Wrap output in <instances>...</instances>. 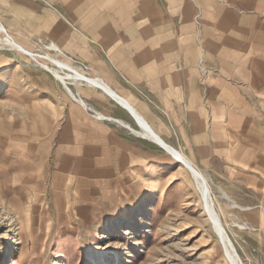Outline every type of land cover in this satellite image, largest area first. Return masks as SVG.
I'll return each mask as SVG.
<instances>
[{"label": "rangeland", "instance_id": "rangeland-1", "mask_svg": "<svg viewBox=\"0 0 264 264\" xmlns=\"http://www.w3.org/2000/svg\"><path fill=\"white\" fill-rule=\"evenodd\" d=\"M126 1L51 3L61 7L63 2L75 12L81 5L86 19L81 20L98 26L97 30L80 32L87 42L84 54H94L104 73L113 71V61L119 55L148 51L146 45L119 44L124 41L119 38L127 31L113 30L114 18L119 22L129 15H113V8L125 6ZM128 1H132L128 5L133 9L141 4V0ZM38 2L47 5L45 0ZM136 9L131 14L140 21L142 14ZM65 16L73 32L80 15L69 12ZM171 32L176 45L159 49L167 54L180 53L182 59H187L181 49L189 47L191 58L187 60L193 67H187L185 62L183 67L196 69L199 76L206 71V48L222 53L221 47L206 45L202 30ZM138 35L131 36L129 42H140ZM74 54L69 55L74 56L75 63L89 64ZM6 58L18 64V69L23 66L12 52L2 50L0 60ZM120 60L125 62L121 56L115 64ZM244 64L247 77L243 85L239 84L244 78L238 68ZM2 65L0 71L8 68ZM23 68L33 72L38 80L47 76L48 82L41 79L34 83L33 77H28L31 73L23 75L29 78L23 81L24 93L40 90L33 116L17 90L18 84L15 90L0 93V264H93L90 256L95 249L105 252L102 264L112 261L116 253L119 264H231L207 218L191 174L159 148L148 160L137 157L128 166L119 167L114 176L83 174L84 163L92 159H87L86 154L93 151L80 146L108 147L109 142L78 141L74 133L77 127H68L66 114L61 115L67 110L57 113L54 109L62 103L61 95L51 92L62 91L73 104L75 99L41 67ZM223 72L230 77V81L225 80L229 96H224V100L230 102L227 119L215 115L213 131L217 140L199 139V144L206 147L203 152L209 156L204 162H196L209 170L200 166L209 176L221 219L240 260L243 264H264V79L255 76L248 62H234L228 72ZM199 101H205L204 94H199ZM222 119L224 125H218ZM204 129L206 132L207 127L199 123V132ZM104 165L109 168L107 160Z\"/></svg>", "mask_w": 264, "mask_h": 264}, {"label": "crops", "instance_id": "crops-1", "mask_svg": "<svg viewBox=\"0 0 264 264\" xmlns=\"http://www.w3.org/2000/svg\"><path fill=\"white\" fill-rule=\"evenodd\" d=\"M119 1L122 3L123 0ZM128 2L132 1L127 0L125 6L119 5L113 8V15L123 13L129 15L120 18L119 22L117 18H114L116 21L113 22V30L120 29L127 32L119 38L124 41L113 42V44L146 45L148 51L145 49L144 52H137L138 54L132 52L119 55L118 59H113L115 68L108 73L102 71L103 66L98 62L99 59L93 58L94 54L88 57L84 54L87 42L80 31L97 30L98 26L85 22V11L79 8L81 5L75 12L63 2L61 7L53 6L51 4L53 0H45L47 4L45 6L39 5L38 0H0V21L13 40L35 56L45 55L64 60L90 78L102 79L118 97L128 103L132 111L134 110L148 123L154 134L164 143L174 149L177 148L176 150L202 173L203 169L209 172L198 164L199 159L203 161L207 159L206 156H209L203 152L206 147L199 144V139L214 141L216 138L213 131V124H215L213 118L216 115L224 119L226 111L229 110L230 102L224 98L229 96V86L225 85V80L230 81V77L225 76L223 71L228 72L234 62H248L252 65V71L256 72L255 76H261L264 79V0H141V4L138 3L139 6L134 8H137L136 13L142 14L140 21L135 14H131L134 6L129 7L131 5H128ZM69 12L80 15L73 32H71L69 19L65 16V13ZM171 30H190L191 33H193L192 30H202L206 45H217L221 47L222 53H217L216 50L209 52L210 49L206 48L205 52L208 55L206 71L199 76L196 69L184 68V62L187 67H193L192 62L188 63L191 58L189 47L185 45L181 49V53L188 60L182 59L180 53L167 54L168 52H162L159 49L160 46L176 45L171 38ZM134 35H138L136 38L141 39L137 41H141L129 42L130 37ZM115 36L118 40V36L116 34ZM2 40L3 35L0 33V54L2 50L12 52L23 66L18 69L19 65L12 60L7 58L0 60L4 62L1 65L8 66L6 70L0 71V93L5 94L15 90L14 86L18 84L17 90L24 97L26 106L29 108L27 110L33 116L37 112V106L33 105L41 97L38 92L40 90L38 88L36 93H24L23 81L33 77L34 83L41 79L48 82L47 76H42L38 80L33 72L23 68L25 66L38 68L34 60L15 49L5 48ZM51 44L58 49L51 48ZM70 46H77L78 49L77 47L71 49ZM70 53L72 55L75 53L74 55L78 56L80 61L89 62V64L75 63L74 56L69 55ZM121 56L125 58L126 64L120 60L121 63L116 65L115 61ZM238 71L242 72L244 78L239 84L244 85L247 77L246 65L240 66ZM26 72L31 74L25 78L23 75ZM45 72L53 75L52 71L45 70ZM6 73H10V78L5 82L1 75ZM56 79L76 101L75 104L70 103L65 99L62 91L51 92V94L61 95L60 99L63 101L54 109L58 110L57 113L59 110H67V112L62 111L61 115L66 114L68 127L71 125L77 127L74 129V133L78 136L77 140L94 142L93 140L96 139L99 142L102 140V142H109L108 147L101 144L100 147L94 144L88 148L87 144L80 146L83 150L93 151L89 155L86 154L87 159H92L84 163L83 174L92 177L113 173L114 176L118 173L119 167L128 166L131 160L137 157L148 160L151 153L154 154L153 151L158 148L191 174L186 164L169 153L162 144L158 141L156 143L152 137L146 138L148 136L142 134L143 129L140 127L136 114L102 87L78 79H67L66 84L57 77ZM71 85L75 87L71 88ZM238 91L240 93L241 90ZM199 94L205 95V101H199ZM261 95L264 93L261 92ZM99 114L107 118H100ZM223 119L218 125H224ZM112 121L113 127L110 126ZM114 123L117 125L114 126ZM199 123L207 127L206 132V129L199 132ZM93 136L102 137L93 138ZM136 138L139 141H136ZM149 142L155 147H150ZM105 160L109 168L104 165ZM204 174L209 181V176L205 172Z\"/></svg>", "mask_w": 264, "mask_h": 264}, {"label": "bare ground", "instance_id": "bare-ground-1", "mask_svg": "<svg viewBox=\"0 0 264 264\" xmlns=\"http://www.w3.org/2000/svg\"><path fill=\"white\" fill-rule=\"evenodd\" d=\"M0 33L3 35V39H4L3 43L5 45V48H9L11 50L15 49L19 51L20 53L27 55L28 58L33 59L36 65H38L42 69L47 70V71H52L53 75H55V78L57 77L58 79H60V81L64 82V84H66L67 79H78V80L87 81L91 84L100 86L105 91H107L112 97L114 96V98H116L118 101H120L122 104H124L126 107H128V109L132 111V108L128 105V103L122 98L118 97L113 92V90L105 82L102 81V79L101 80L99 78L92 79L86 74H84L83 72L79 71L80 69L78 70L72 64L68 62H64V60L63 61L57 60V58L53 59L45 55H40V57L35 56L33 53L26 50L25 48H23L22 46H20L13 40V38L11 37V35L8 34L6 27L1 21H0ZM53 47L55 49H58L55 46H52L51 48ZM46 61H50V63H52L54 66H52L51 64H48ZM1 78L3 79V81L6 82L10 78V73L1 75ZM132 112H134V110ZM98 116H100V118L102 117L107 118V117H104V115L102 114H99ZM136 116L138 117L139 123L141 125L140 127H142L143 129L142 134L148 136L146 138H149V137L154 138L156 140L155 141L156 143L158 141L169 151V153H171L173 156L180 159L184 164H186L187 170L191 172V177L195 181L196 187L202 198L203 206L208 216L207 218L213 225V228L215 229V231L218 233L221 244L223 246V249L225 251L227 258L229 259L231 264H243L226 230V227L221 219V214L219 212V209L217 208V203L213 195L212 187L208 181V178L204 174V172L202 173L196 167H194L191 164V162H189L179 151L176 150L177 148L174 149L168 144L164 143L157 135L154 134V132L150 129V126H148V123H146L139 115L136 114ZM104 254H105L104 251H98L97 249H95L90 256V259L93 262V264H102V261L104 260ZM104 264H119V255L116 253L112 261L111 260H108L107 262L104 261Z\"/></svg>", "mask_w": 264, "mask_h": 264}]
</instances>
